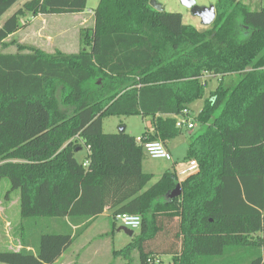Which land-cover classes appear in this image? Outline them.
I'll list each match as a JSON object with an SVG mask.
<instances>
[{
	"label": "trees",
	"instance_id": "trees-1",
	"mask_svg": "<svg viewBox=\"0 0 264 264\" xmlns=\"http://www.w3.org/2000/svg\"><path fill=\"white\" fill-rule=\"evenodd\" d=\"M19 1L0 0V21ZM98 1L94 28L81 33L89 50L0 52V179L19 192L23 220L80 227L42 233L36 243L22 238L20 251L0 252V264H55L106 209L113 219L142 218L140 234L121 252L138 251L140 264L164 256L234 264V254L264 264V7L218 0L215 22L200 31L151 0ZM87 5L30 0L0 27V46L27 12L73 15ZM206 75L221 80L195 118L202 133L191 137L187 159L196 172L182 180L165 172L150 186L143 148L126 127L105 133L104 119L151 118L154 134L143 137L167 144L186 132L176 117L204 98ZM57 87L72 117L58 109ZM178 185L181 196L169 200Z\"/></svg>",
	"mask_w": 264,
	"mask_h": 264
},
{
	"label": "rangeland",
	"instance_id": "rangeland-1",
	"mask_svg": "<svg viewBox=\"0 0 264 264\" xmlns=\"http://www.w3.org/2000/svg\"><path fill=\"white\" fill-rule=\"evenodd\" d=\"M30 0H20L18 4H16L0 21V27L11 15H13L18 9L23 8L24 4ZM159 4H161L166 12L170 13H179L183 17V22L186 25H191L196 27L200 31H205L210 29L211 27L202 26L201 19L195 17L191 10L185 7L181 0H156ZM242 3L249 6L250 10L258 11L262 7H264V0H239ZM98 0H88V5L85 10V15H76V16H67L63 15L60 18L59 23L48 20L47 25L56 26L57 23L60 24L62 31H67L66 34H62L58 41H54L53 43H48L45 46L46 54L53 55L57 52H61L64 54H77L81 50L86 49L89 50L90 47L86 43V39L81 38V33L85 30H90L94 28V10L98 5ZM218 0H196V5L198 7H206L209 8L211 6H215ZM35 15L27 12L25 16L21 19V23L23 26H28V23H32ZM34 24V23H33ZM47 26V27H48ZM50 28V27H49ZM48 28V29H49ZM55 28V27H54ZM47 29V30H48ZM50 30V29H49ZM21 37L9 38L4 45L0 46V52L2 53H21V52H29L32 50L31 45L22 46L20 44ZM26 42V41H25ZM40 44V43H39ZM63 49L64 52L59 51V49ZM207 83L206 92L203 99L195 102L191 111L193 116H196L199 111L203 108L205 100L209 97V95L214 92L219 84L220 80L216 77H205L204 79ZM228 80V79H227ZM99 86L105 87V82L100 80ZM58 93L56 95L57 107L62 112H68L69 117H72L74 108L64 106L62 103V98L60 96V88L57 87ZM104 94L107 95L108 91L103 89ZM196 118V117H195ZM104 132L107 134H114L122 130L124 127L127 129V133L135 138L143 137L144 135L154 134L153 122L151 118H143L140 116H132V117H107L103 122ZM195 129L193 131L183 132L177 138L169 141L167 146L170 149L172 161L166 160H153L146 156L143 161L142 170L144 173L152 174L154 179L152 183L153 185L157 183L165 172H176L178 174L179 180L184 179L185 177H181L180 173L182 170L189 167V160L187 159V151L188 145L191 137H196L202 133V130L198 128L195 123ZM75 142H79L81 145L82 141L77 138L74 139ZM88 156V149L84 148L82 151L76 154V159L83 163L86 161ZM17 199L20 200V194L18 191H11V185L8 180L0 179V252H6L10 249V239L13 243L18 239H20V235L22 234L21 239L23 238L25 241H32L36 243L39 239V236L42 233H50L51 230L49 226H57L60 224H65V221L62 220H52L48 218L42 219H27L23 220L20 213V202L17 204ZM112 215V214H111ZM113 223H115V227H113ZM6 226L9 227V231L7 232ZM48 226V227H44ZM66 226V225H63ZM90 226H111L110 231V241L113 242L115 251L119 252V254H114L116 257V261H121L122 264H140L139 253L138 251H133L129 254L121 253L122 250L125 249L132 241L133 238L128 236L123 230H120L122 226L114 221L112 217L100 218L96 222L92 223ZM20 227V228H19ZM90 230V229H89ZM89 230L84 231L83 234L89 233ZM21 231V232H20ZM44 231V232H41ZM8 234V235H7ZM135 234H140V230L135 231ZM18 238V239H17ZM80 236L78 237V239ZM6 244L7 246H3ZM18 249V248H17ZM108 252H103L101 254V258L108 257L111 261L112 250L111 246H108ZM247 255V254H246ZM234 264H243V256L239 254H234ZM240 257L242 259H240ZM103 259V258H102ZM247 259V256H245ZM247 261V260H246ZM118 262V264H121ZM154 264H172V260L170 258L164 257L161 262H156Z\"/></svg>",
	"mask_w": 264,
	"mask_h": 264
},
{
	"label": "crops",
	"instance_id": "crops-1",
	"mask_svg": "<svg viewBox=\"0 0 264 264\" xmlns=\"http://www.w3.org/2000/svg\"><path fill=\"white\" fill-rule=\"evenodd\" d=\"M76 15H85V12L80 13V14H73V16H76ZM60 16H63V15L35 16L32 23H28V26L27 25L23 26L19 32L12 35L10 38L21 37L20 44L22 46H25L27 43V45L32 46V49L40 50V51H43L44 53H47L45 50L46 44L48 43L50 44V43H53L54 41L55 42L58 41V39H60L62 34L67 33V31L65 30L62 31L60 24H58L60 19H67V18H60ZM67 16L69 17L72 15L69 14ZM47 19L54 21V23L55 22H58V23L56 26L53 25L54 23H52V26L51 25L48 26ZM59 51L64 52L62 48L59 49ZM11 54H14V53H11ZM216 78L220 79V77L218 76H216ZM164 145L166 146L167 150L170 152V149L167 146V144H164ZM19 202L20 200L17 199V204H19ZM108 216L112 217L111 212L108 211V209H106L105 212L101 216H99V218H97L94 222H96L100 218H107ZM6 227H7L6 231L9 229V227L11 229V226H6ZM79 228L80 227H77V226H49V229L51 230V232H71L72 230L73 234H75V232ZM87 230H89V233L87 234L81 233L80 238L79 239L77 238L74 241L73 245L69 248V250L65 252L55 264H118V262L121 263V261H116L117 256H114V252H117V251H115L114 249L115 247L113 245V242L110 241L111 226H88L85 229V231ZM21 237H22V234L20 235V239L17 238L18 241L16 240L15 243H13L10 239L9 245L11 248L8 249V251L18 252L22 249ZM3 246L6 247L7 245L4 244L2 245V247ZM108 246H111V250H112L111 252L112 260L111 261L108 259V257L103 256L102 257L103 259L101 258V254L103 252L109 251ZM164 257L170 258L172 260V264H176L171 256H164ZM162 258L156 262H161Z\"/></svg>",
	"mask_w": 264,
	"mask_h": 264
},
{
	"label": "built area",
	"instance_id": "built-area-1",
	"mask_svg": "<svg viewBox=\"0 0 264 264\" xmlns=\"http://www.w3.org/2000/svg\"><path fill=\"white\" fill-rule=\"evenodd\" d=\"M194 121L195 116H193L192 112L190 110H185L181 116L176 117V127L183 131H193L195 129ZM136 144L143 148L145 155L150 159L173 162L171 153L167 150L164 143L160 141L149 142L146 141V137H138L136 138ZM196 170L197 164L195 162H191L189 167L181 171L180 176L187 177L196 172ZM114 220L122 227H126L134 232L140 230L142 226V218L136 215L118 214Z\"/></svg>",
	"mask_w": 264,
	"mask_h": 264
},
{
	"label": "water",
	"instance_id": "water-1",
	"mask_svg": "<svg viewBox=\"0 0 264 264\" xmlns=\"http://www.w3.org/2000/svg\"><path fill=\"white\" fill-rule=\"evenodd\" d=\"M182 4L191 10L192 14L195 17L201 19L202 26L210 27L213 25L216 19V9L215 6H211L209 8L206 7H198L196 5V0H181ZM150 5L158 12H164V7L159 4L156 0H151ZM124 130V128L122 129ZM182 194L181 186L178 185L176 189L169 195V200H173L179 198ZM120 230H123L128 236L131 238L134 237L135 232L126 228L122 227Z\"/></svg>",
	"mask_w": 264,
	"mask_h": 264
}]
</instances>
